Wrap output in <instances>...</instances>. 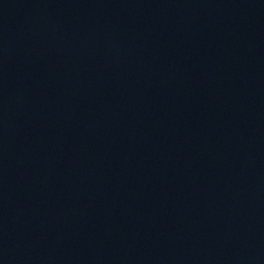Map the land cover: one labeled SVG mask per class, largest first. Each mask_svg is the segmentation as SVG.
I'll return each mask as SVG.
<instances>
[{"label": "water", "instance_id": "obj_1", "mask_svg": "<svg viewBox=\"0 0 264 264\" xmlns=\"http://www.w3.org/2000/svg\"><path fill=\"white\" fill-rule=\"evenodd\" d=\"M0 264H264V0H0Z\"/></svg>", "mask_w": 264, "mask_h": 264}]
</instances>
